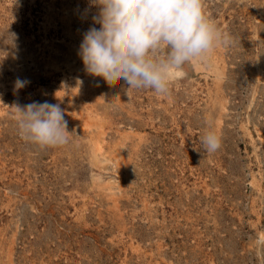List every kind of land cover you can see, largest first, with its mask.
I'll return each mask as SVG.
<instances>
[{"label": "rangeland", "instance_id": "rangeland-1", "mask_svg": "<svg viewBox=\"0 0 264 264\" xmlns=\"http://www.w3.org/2000/svg\"><path fill=\"white\" fill-rule=\"evenodd\" d=\"M202 2L233 43L158 95L85 72L89 0H0V264H261L264 0ZM33 101L66 144L20 138L9 107Z\"/></svg>", "mask_w": 264, "mask_h": 264}, {"label": "clouds", "instance_id": "clouds-1", "mask_svg": "<svg viewBox=\"0 0 264 264\" xmlns=\"http://www.w3.org/2000/svg\"><path fill=\"white\" fill-rule=\"evenodd\" d=\"M89 4L97 9L92 20L98 27H90L79 45L84 70L106 72L113 80L125 81L128 89L168 95L185 63H206L216 48L233 43L205 14L202 0H89ZM27 83L17 78L14 88ZM9 108L24 141L41 148L68 142V122L60 103L33 101ZM220 147L221 137L208 118L201 148L211 154ZM255 245L264 257V234L256 235Z\"/></svg>", "mask_w": 264, "mask_h": 264}, {"label": "bare ground", "instance_id": "bare-ground-1", "mask_svg": "<svg viewBox=\"0 0 264 264\" xmlns=\"http://www.w3.org/2000/svg\"><path fill=\"white\" fill-rule=\"evenodd\" d=\"M96 152H97V155H98V154L101 155V153H100V149H99V148H97ZM94 153H95V152H94ZM98 157H99V156H98Z\"/></svg>", "mask_w": 264, "mask_h": 264}]
</instances>
